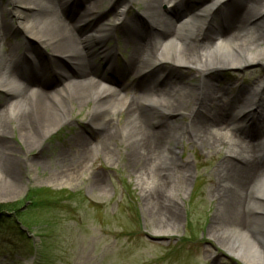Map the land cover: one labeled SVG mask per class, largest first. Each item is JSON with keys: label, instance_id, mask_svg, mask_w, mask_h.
Returning <instances> with one entry per match:
<instances>
[{"label": "rangeland", "instance_id": "obj_1", "mask_svg": "<svg viewBox=\"0 0 264 264\" xmlns=\"http://www.w3.org/2000/svg\"><path fill=\"white\" fill-rule=\"evenodd\" d=\"M9 2L0 0V24H9L6 43L17 42L19 48L27 44L32 51L55 61L68 75L79 74L81 69L76 70L68 58L54 55L47 43L41 45L23 36L20 26L11 15ZM87 2L75 0L73 4L77 7L69 3L61 16L69 23L78 21L75 36L79 39L88 35L100 22L113 20L118 11V7L112 6L111 0H102L98 14L85 20L83 13ZM203 2L205 0H184L173 7L169 14H181L187 8ZM142 10V2L133 3L127 12V18L132 22L128 26L116 28L103 42L109 51H117L118 67L128 61L133 41L134 46L140 44L141 41L136 37L139 31L145 34H140L141 40L147 36V42L152 41L148 34L149 19ZM219 21L218 17L214 20L217 27L220 26ZM260 28L258 33L262 39L258 42L261 47L259 51L264 49V27ZM207 31L203 38L193 43L201 46L211 41ZM126 34L129 38L131 35L132 39L127 45L124 41ZM190 42L186 41L183 45L185 51H188L187 45ZM96 46V43H87L82 51H86L90 57L91 51L97 50ZM58 51L67 50L60 48ZM14 57L20 64L19 57ZM101 59L99 57L94 61L96 69L85 68L89 76L98 78L104 75ZM172 67L166 64L160 70L164 75L157 85L176 87L174 89L179 90L177 94L197 90L202 83L201 86L205 88L221 89L222 95L219 90L217 94L222 96L221 100L227 103L228 109L225 108L226 115L222 117L225 122L220 127L233 122L234 129L228 128L234 141L230 145L225 143L217 147L209 137L202 142L195 138L193 126L198 123L203 128L209 116L206 114L204 98H201L197 107L192 108L193 105H190L187 110L169 118L158 115L156 111L157 114L153 113L157 120L146 124L147 130L155 132L163 129L178 139L176 144L170 143L171 147H176L175 157L166 155L168 180L171 184V192L166 198L177 215L175 223L168 226L162 207H151L145 198L143 186L138 181L142 173L140 164L128 163L126 160L128 148L133 145L130 139L132 118L126 112L117 115L107 113L100 126L94 127L90 122V113L94 108L91 100L80 105V94L73 96V99L62 96L67 121L47 136L40 135L34 124L32 134L41 140L40 148L35 149L31 147L30 140L20 133L15 121L8 120L6 114L2 113L13 99L0 92V130L6 129V140L13 151L3 152L0 157L13 159L15 163L13 172L6 173L0 168V206L5 207V212L10 214L9 218L0 222V264H247L227 252L217 242L218 239L210 237L213 229L234 226L238 218L237 224H242L248 237L256 246H261V252L264 251V240L251 231L254 218L259 226H264V202L258 209L249 207V194L244 196L243 203L238 207H228V203L216 197V192L223 188L221 173L230 164L241 165L238 158L230 155L235 148L240 150L247 145L253 152L261 153L256 162L264 168V148L260 147L258 139H254L259 131H264V65L215 71L204 78L196 70ZM118 70H110L108 73L114 79L120 77L117 86L120 85L128 95L136 92L137 84L147 87L158 76L157 72L152 73L138 83V76L131 77V74ZM62 82L53 72H48L41 83L35 82L31 86L52 92L59 89ZM258 86L260 95L256 104L249 109L251 115L236 120L229 116L241 103H245V94ZM78 89L77 93L83 92L86 87L82 85ZM50 107L58 113L55 106ZM151 113L143 109L138 115L147 119ZM126 126L130 130L129 134L124 133ZM110 134L113 139L107 137ZM79 136L95 146L105 140L111 145V152L107 155L100 148L91 151L81 176L58 180V173L64 170L58 160L62 155L79 154L75 145ZM251 145L257 146V149ZM257 157V154L254 155V158ZM145 174L150 176L151 173L145 171ZM240 192L242 195L243 190ZM161 229L167 233L158 235L156 232ZM260 235L264 237V232ZM220 239L223 242V238L218 241ZM259 264H264V258Z\"/></svg>", "mask_w": 264, "mask_h": 264}, {"label": "bare ground", "instance_id": "obj_2", "mask_svg": "<svg viewBox=\"0 0 264 264\" xmlns=\"http://www.w3.org/2000/svg\"><path fill=\"white\" fill-rule=\"evenodd\" d=\"M183 1L115 0L113 2L111 0L112 6L118 7L113 20L100 22L88 35L79 39L75 36L78 21L69 23L61 18L69 3L77 7L73 4L75 0H10L8 6H11V15L20 26L23 36L41 45L47 43L49 47L51 46L54 55L68 58L73 62L76 70L81 69L80 73L74 76L68 75L55 61L32 51L33 49L27 44L19 48L17 42L6 43L9 24L6 22L0 24V92L13 99L2 113L6 114L8 120L15 121L20 133L30 140L32 148L39 149L41 140L34 138L32 126L35 124L39 134L47 136L67 121L62 96L73 99V96L80 94L78 97L80 105L87 104L91 100L94 108L90 113V122L94 127L100 126L103 116L107 113L117 115L126 112L132 118L130 139L133 144L128 148L129 154L126 160L128 163L140 164L142 173L138 181L143 186L145 198L151 207H162L167 226L175 223L177 215L166 198L171 192L166 155L175 157L176 147H171L170 143L176 144L178 139L167 134L163 129L150 132L146 124L156 122L157 117L154 114L158 113L169 118L184 109L187 110L190 105H193L192 108L197 107L201 98H204L206 114L209 116L205 119L207 123L203 128L198 123H194L195 138L198 141L202 142L209 137L217 147L225 143L230 145L234 137L228 126L234 125L232 122L228 126L220 127L225 122L222 120L226 115L225 108L228 109L227 103L221 100L220 88L218 90L221 95L217 94V88H205L201 86L202 83L197 90H186L177 94L179 90H175L176 87L166 88V85H157L158 80L164 75L160 70L167 64L174 66L173 69L196 70L200 77L204 78L215 71L237 70L247 65H264V49L259 51L261 47L258 44L262 39L258 29L264 27V0H208L190 9L187 8L181 14L170 15L169 11ZM101 2L102 0H88L83 13L85 20L94 18L98 14ZM135 2L143 3L142 13L149 19L148 34L152 37V41L147 42V36L141 40L140 34H145L141 33L142 30L139 31L136 37L141 41L140 44L134 46L133 41L134 45L131 46L132 51L128 61L118 67L117 51H109L103 46V42L116 28L122 25L128 26L132 22L127 18V12ZM27 15H30V18H27ZM217 17L220 20L221 27L218 25L220 28L214 22ZM206 31L210 34L211 41L205 45L202 43L201 46L194 44L193 41L203 38ZM131 40V35L129 38L126 34L125 44L131 43ZM186 41H191L187 45L188 51L183 49ZM87 43H96L98 47L97 50L91 51L90 57L87 56L86 51H82ZM2 47L5 49L1 50ZM60 48H65L67 51H58ZM255 49L256 51H253ZM14 55L16 58L19 57L20 64ZM99 57H102L104 75L94 78L85 72V68L96 69L94 61ZM116 69L131 74V77L138 76V83L152 73L157 72L158 76H155L151 85L147 87L137 84L136 92L133 93V90V95H128L120 85L117 86L120 77L114 79L108 73L110 70L115 72ZM48 72H53L63 80L59 89L46 92L31 86L35 82L41 83ZM82 85L86 89L77 93L79 86ZM259 88L260 86L251 88L244 96L245 103L233 108L229 116L235 120L245 115L249 117L252 112L249 109L259 99ZM50 105L55 106L58 113L54 112ZM143 109L152 112L151 116L148 114L147 119L141 114L138 115ZM216 125L218 127H215ZM133 127H135L134 131ZM4 131L5 128L0 130V154L13 152L6 140L7 133ZM129 131L126 126L124 133L127 134ZM263 132L259 131V134L254 136L262 148H264ZM107 137L113 139L111 134ZM102 141L95 146L86 142L81 136L77 137L75 145L79 154L70 153L59 158L58 164L64 170L58 173V180L81 176L86 169L91 151L100 148L107 155L110 154L111 145L104 142L105 140ZM251 146L257 149V146ZM256 154L258 157L254 158ZM259 154L261 153L253 152V149L247 145L240 150L235 148L230 154L232 158H238L241 165L230 164L228 169L221 173L223 188L216 192V197L228 203V207H238L243 203L244 196L249 194L251 195L249 207L258 209L257 207L264 202V168L262 169L256 162L260 157ZM0 158H2L0 168L6 173L13 172L15 167L13 159ZM145 171L151 173L150 176H146ZM94 177L98 178L97 175ZM240 190H243L242 195ZM227 198L230 200L227 201ZM238 220L234 226L213 229L210 237L218 240L223 238V242L221 239L217 242L243 262L262 263L264 251L261 252V246H256L248 237L245 228L241 227L242 224H237ZM253 221L252 233L264 240L260 235L264 232V226H259L255 218ZM156 233L162 236L167 232L161 229Z\"/></svg>", "mask_w": 264, "mask_h": 264}, {"label": "trees", "instance_id": "obj_3", "mask_svg": "<svg viewBox=\"0 0 264 264\" xmlns=\"http://www.w3.org/2000/svg\"><path fill=\"white\" fill-rule=\"evenodd\" d=\"M5 207L1 208L0 206V222L2 223L4 219L9 218V213L5 212Z\"/></svg>", "mask_w": 264, "mask_h": 264}]
</instances>
